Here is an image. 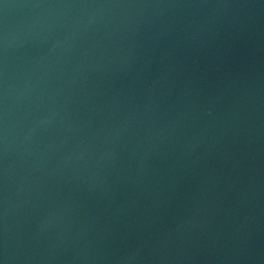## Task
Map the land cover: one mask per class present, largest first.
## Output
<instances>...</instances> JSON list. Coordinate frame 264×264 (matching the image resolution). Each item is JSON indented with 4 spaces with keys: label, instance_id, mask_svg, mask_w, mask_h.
I'll return each instance as SVG.
<instances>
[{
    "label": "water",
    "instance_id": "95a60500",
    "mask_svg": "<svg viewBox=\"0 0 264 264\" xmlns=\"http://www.w3.org/2000/svg\"><path fill=\"white\" fill-rule=\"evenodd\" d=\"M0 264H264V0H0Z\"/></svg>",
    "mask_w": 264,
    "mask_h": 264
}]
</instances>
